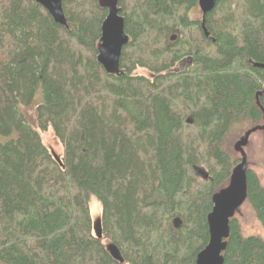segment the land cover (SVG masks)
I'll return each instance as SVG.
<instances>
[{
    "label": "trees",
    "instance_id": "obj_1",
    "mask_svg": "<svg viewBox=\"0 0 264 264\" xmlns=\"http://www.w3.org/2000/svg\"><path fill=\"white\" fill-rule=\"evenodd\" d=\"M63 5L67 28L35 0H0V264H197L213 197L242 161L226 138L264 126V69L253 65L264 64V0H218L209 37L193 17L199 0H119L130 38L120 76L98 62L100 0ZM39 94L35 128L25 110ZM37 128L53 129L61 164ZM247 185L264 229L250 168ZM224 260L264 264V239L244 238L233 218Z\"/></svg>",
    "mask_w": 264,
    "mask_h": 264
},
{
    "label": "water",
    "instance_id": "obj_2",
    "mask_svg": "<svg viewBox=\"0 0 264 264\" xmlns=\"http://www.w3.org/2000/svg\"><path fill=\"white\" fill-rule=\"evenodd\" d=\"M54 19L55 23L67 28V18L65 15L63 0H35ZM218 0H199V8L202 12V27L206 36L209 33L206 29V19L216 7ZM100 4L108 11L106 20L102 26V37L98 48V62L104 70L113 76L121 75V57L124 48L129 44L130 38L126 33L125 19L119 7V0H100ZM176 40V36L172 41ZM253 65L264 69V64ZM264 130V126L250 130L236 146V149L243 152L248 145L249 138L253 132ZM55 159L61 164V159L55 155ZM241 163L233 170L230 184L213 197L214 207L208 217L210 239L206 248L200 252L197 264H224V253L227 249V240L230 236V222L237 211L246 203L248 199L247 171L249 169L246 156L243 155ZM196 175L204 181L210 180V174L205 168L197 167ZM178 221L175 223L178 226ZM101 225V224H99ZM99 239H102L101 230H97ZM111 256L124 262L119 248L114 244L107 246Z\"/></svg>",
    "mask_w": 264,
    "mask_h": 264
},
{
    "label": "rangeland",
    "instance_id": "obj_3",
    "mask_svg": "<svg viewBox=\"0 0 264 264\" xmlns=\"http://www.w3.org/2000/svg\"><path fill=\"white\" fill-rule=\"evenodd\" d=\"M193 17L197 20H202V12L200 8L194 12ZM188 64V60H185V62L177 65L176 70L182 71L188 66ZM137 74L147 78L151 77V74L144 69L138 70ZM42 101V96L39 94L34 104L35 108H29L25 110L30 124L35 128L37 127L36 108L42 103ZM37 130L41 133L44 145L56 156L62 158L64 155V148L61 142L57 139L53 129L50 128L47 132H41L39 128H37ZM250 130H252V126L249 123L233 127L226 138L224 148L234 158H242L243 155H245L249 168L258 174L264 185V130H259L251 134L248 145L244 147L243 152H240L236 149L237 144L246 137V134ZM90 210L93 228L96 233V228L97 230H101V225L99 224L102 219L103 210L101 203L94 197L90 205ZM235 218L241 222L242 234L244 238L256 236L264 239V229L257 220L256 215L249 203H245L237 211ZM106 244L107 246L109 245L108 242H106Z\"/></svg>",
    "mask_w": 264,
    "mask_h": 264
}]
</instances>
